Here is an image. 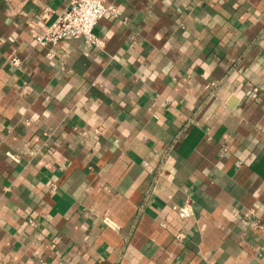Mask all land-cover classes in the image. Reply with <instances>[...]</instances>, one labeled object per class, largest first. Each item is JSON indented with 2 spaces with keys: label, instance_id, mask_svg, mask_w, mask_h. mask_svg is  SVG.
<instances>
[{
  "label": "crops",
  "instance_id": "obj_1",
  "mask_svg": "<svg viewBox=\"0 0 264 264\" xmlns=\"http://www.w3.org/2000/svg\"><path fill=\"white\" fill-rule=\"evenodd\" d=\"M107 2L0 0V264H264V0Z\"/></svg>",
  "mask_w": 264,
  "mask_h": 264
},
{
  "label": "built area",
  "instance_id": "obj_2",
  "mask_svg": "<svg viewBox=\"0 0 264 264\" xmlns=\"http://www.w3.org/2000/svg\"><path fill=\"white\" fill-rule=\"evenodd\" d=\"M107 1L68 0L66 8L36 34V41L47 44L63 39L79 38L88 44L102 46V39L93 32L95 25L107 14L119 15V9ZM13 63H17V60L14 59Z\"/></svg>",
  "mask_w": 264,
  "mask_h": 264
}]
</instances>
